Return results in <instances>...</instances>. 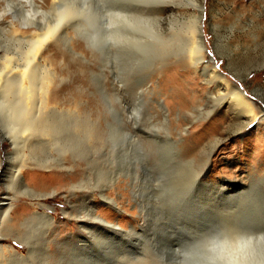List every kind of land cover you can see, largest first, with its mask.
Wrapping results in <instances>:
<instances>
[{"label":"rangeland","instance_id":"obj_1","mask_svg":"<svg viewBox=\"0 0 264 264\" xmlns=\"http://www.w3.org/2000/svg\"><path fill=\"white\" fill-rule=\"evenodd\" d=\"M32 1L40 9L32 13L37 20L20 29L25 43L21 39V43L16 42L20 45L17 47L14 41V48L11 31L3 29L5 20L12 18L24 23L21 17L31 6L27 0H0V12H5L0 17V27L6 33L0 30V72L14 65L15 59L18 60L15 64L22 62L20 57L24 54L20 52H24L35 24L57 21L56 15L65 2L70 7L75 5L76 9L65 5L71 9L73 14L68 15L72 18L69 15L67 20L65 16L59 20L60 24L68 23L63 25L66 28L59 27L64 35L58 30L60 33L57 31L55 38L45 41L50 42L42 45L40 54L46 70L53 76L51 88L58 100L66 102L64 108L71 110L80 103L79 110L89 120H98L102 137L90 143V149L86 147L80 154L82 157L67 152L62 166L57 159L49 160L50 149H35L30 152L33 156L30 159L29 152L24 150L25 168L20 178L31 193H20L18 187L9 190L6 186L8 171L20 159L0 128V170L4 169L0 172V203L11 201L13 212L21 219L41 211L53 216L56 241H64L68 236L90 241L84 247L85 260L80 264H143L144 261L145 264H184L183 259L194 246L203 244L209 236L223 233L226 225L244 223L248 232H264V0H157L161 4L171 2L167 5L172 6L171 11L158 15L160 20L150 19L164 38V48L162 41L159 47L166 52H160L159 47H147L149 52L139 49L132 60V55L113 54V48L110 54L105 53V45L99 40V16L94 12L98 8L96 0H77L80 5L76 0L71 3L59 0L64 2L56 10V6L53 10L50 5L51 0ZM41 12H46L44 17ZM54 13L57 20L52 17ZM192 15L197 16L207 62L244 93L255 120L248 123L247 118L237 117L228 105L217 107L209 103L201 73L191 68L181 52L174 51L184 46L182 24ZM9 50L14 54L5 56L16 58L3 70L2 57ZM40 67L37 66L38 72L42 70ZM135 112L139 115L136 125L127 117ZM108 121L114 127L110 135ZM146 134L152 138L146 139ZM192 146L196 148L191 149ZM51 157L55 158L56 154L52 153ZM204 163L207 165L202 185L196 177ZM77 164L85 167L84 173H79L84 174L83 178L76 177L69 186L58 189ZM112 178H117V182L109 186ZM81 179L82 188L75 189ZM206 183L210 186H205ZM100 194L112 199L117 208L105 203ZM91 206H96V215L104 223L126 231V236L91 240L76 218L77 214L84 221L90 218ZM81 208L83 211H78ZM88 223L95 222L88 220ZM15 224V221L9 223L10 228ZM27 233L28 242L40 243L42 237L37 234L33 239L30 227L21 234L22 241L0 225V247L10 245L17 253L27 256ZM52 248L53 253L57 251L56 247ZM39 252L38 249L34 255L36 260L41 258ZM67 261L79 263L80 259L69 255L60 264Z\"/></svg>","mask_w":264,"mask_h":264},{"label":"bare ground","instance_id":"obj_2","mask_svg":"<svg viewBox=\"0 0 264 264\" xmlns=\"http://www.w3.org/2000/svg\"><path fill=\"white\" fill-rule=\"evenodd\" d=\"M58 1L59 0L50 1V5L53 7V10L55 6H56L55 10L61 8V7L57 8V6H59L58 4L61 3V2L59 3ZM69 1L70 3L71 1L75 2L73 0H67V2ZM27 2L30 4L31 7L29 10L25 11L24 14L25 17L24 16L23 18L21 17L23 21L25 20L24 23L16 22V20L18 19L16 20L13 19L15 20L13 21L12 18H10L5 20L4 24L6 25L5 27H3V29L6 28L5 30L9 29L11 31L10 39L12 40H10V42L13 41V43H11L13 45L15 41L17 47L20 46L17 44L21 43L19 42L21 39H23L24 43H25L24 40L26 39V38L24 39L25 36L24 37L21 36L23 34L20 35V33H23L20 32V29L21 28L24 29L23 27L28 26L32 23L34 24L32 20H35L36 18L33 17L35 15H33L32 13H35L34 11L37 12L39 9V8L37 9L36 7L38 4L36 5L32 0H27ZM86 2H90V1H86ZM96 2L98 8L97 11L95 9L94 12L97 13V15L95 14L97 17L99 16L98 17L99 20L97 18V20L99 21V22L97 21V23L99 24L97 25L99 26L98 28L100 34L99 40L102 43H104L106 48L105 50L106 54H110L113 48V54L115 53L118 54L119 52L121 54L125 53L126 55H124V57L125 56L128 57V55H132L131 59L130 56L129 58H127L132 60L136 56L133 55L136 54V51L139 49L144 48L143 50L144 53L145 50L146 51L148 50L145 49L147 47H156V49L159 47V44L164 38H162L161 32L152 26L153 24L150 23L151 22L150 19L154 17L157 19V21L160 20L159 19L160 17L158 16L160 13L169 10L171 11L172 6L170 7L167 5V3L170 4L171 2L170 3L167 2L164 4H161L163 3L162 1H157V0L155 1L154 0H96ZM8 3L10 5V2ZM76 3L79 4L80 1L78 2L76 0ZM191 4L195 5L193 2H191ZM65 5L64 7H62V9H59L60 11L58 10L60 13L57 11L59 14L56 13L57 14L56 16H59L58 20L56 19L55 13L54 15H52V17L54 16L53 18L57 20V21H53L54 23L52 21L51 23L40 22L41 24H35V27L33 26L34 28L30 30L28 39L26 40L27 44H25L24 52L23 51L20 52V49L22 50L23 47L21 48L19 47L20 48V49L18 48L19 51L17 49H13V50H17V52H20L21 53L20 55L24 54L23 57L22 56L20 57V59L22 58L21 63L19 62V64L18 63L15 64L17 60L15 59L16 56L15 58L5 56L6 54H10L12 52L11 51L12 49L10 47L8 48H10L11 50L5 51L6 53H4V57H2L4 61L2 63L3 70H5L8 66L12 65L11 64L12 60L14 61L15 59V61H14V65L10 66V68H8L7 71L5 70L4 72H0V76L4 75V77L3 76L0 77V128L2 130L3 138H5L6 141L7 139L10 140L9 143H11L14 146L18 159H20L19 164L17 166H14L15 168H12L8 171L6 186L9 190H11L12 188L14 190L15 188L18 187L20 193L22 192L31 193V191L28 188H25L20 178L21 174L24 172L21 170L25 168V164H24L25 154L23 155L24 150H27L29 152L28 158L29 157L32 158L33 156L30 155V152L34 151L35 149L38 148L50 149L49 160L55 161L57 159L56 161H58L59 165L62 166L63 165L62 162L66 154H68L67 152L69 153L76 152V154L80 155L83 153V150L86 147L89 148L90 143H94L95 141H98L97 139L101 140L100 138L102 137L101 136L102 132L99 129L100 125L98 120L97 121L96 120L92 121L91 119L89 120L88 116H86L79 110L78 107L80 103H76L74 109L71 110L68 108L67 109L64 108L65 107L64 104H66V102H63L60 99L58 100L56 93L52 90L53 88H51V83L53 81L51 80V78L53 76L50 72L47 71L48 69L45 68L46 64H43L44 58L41 57L40 54L42 45H44V43L47 45V43L50 42V41L49 42H45V41H47L49 38L56 36V34L59 32L58 30H60L59 27L61 25L62 28L64 27L63 25L68 24L65 23L66 21L64 22L65 24L64 23L60 24L61 22L59 23V20L64 16L66 20L68 19V16L70 15V14L68 15L69 12L73 14L70 11L71 9H69L70 6L66 5L69 7H65ZM74 6L71 5L70 8ZM22 8L23 7H21V10ZM49 11L51 12L52 8ZM84 11L87 10H83V12ZM22 12H24V10ZM76 12L77 13L74 14L77 15L78 10ZM2 13L5 12L4 11L0 12V17L3 16ZM41 13H42V17H44L43 16L44 13L46 14V12L44 13L41 12ZM66 14H67V18H66ZM20 15L19 16L16 15V16L20 17ZM96 16L93 15L94 19ZM69 17L72 18L71 15ZM51 18H49L48 20H50ZM197 22H198L197 16L192 15L186 22L182 24V28H183L182 31H183L185 43L181 49L176 48L177 50L176 51L174 48V51L181 52L182 57L185 58V60L189 61L191 68L194 71H199L201 73V76L204 80V84L208 90L207 101L209 103H214V105H216L217 107L224 104L228 105L229 108L235 112L237 117L247 118L248 123L252 120H255L256 116L251 107V103L244 96V93L238 87L229 84V82L216 70V68L207 62L206 57L204 55L205 52L204 44L200 36L201 29ZM0 28H1L0 30H2V27ZM5 30H2V32L4 31L3 33H5ZM62 34L64 35V31ZM54 41L56 42L57 40ZM157 44L158 46H156ZM161 44H162L161 46L163 47V41ZM161 50L160 52L165 51V49H163L162 51ZM175 52L174 55L176 54ZM13 54L11 53V55ZM137 57L139 58L140 54ZM40 61H42V63L39 65ZM32 63H34L35 66L36 65L38 67L41 66L40 68L43 71L39 70L40 72H38L37 66L35 67L34 65H31ZM3 70L1 69V71ZM127 115H128L127 117L132 118L134 122L136 121V118H138L139 116L137 112H135L134 115L132 113H128ZM121 122L124 123L123 118L121 119ZM134 124L136 125V122ZM106 126L108 128L107 134L110 135L111 132L113 131L112 129L114 128L113 124L108 121L106 123ZM146 137L148 139L152 138L151 135L149 134H146L145 138ZM194 148L196 147L192 146L191 149ZM178 152L180 153V149H178L177 154ZM52 153L56 154L55 158L51 157ZM79 155H77V157ZM206 165L207 163H204L201 173H199V175H197L196 177V181H198V183L200 182L202 185H203L202 180L204 175L203 172L206 168ZM46 166H50V163L47 164ZM1 168L2 167H0V169ZM74 169L75 170L73 171V174L66 176V178H64L63 182L60 184L58 189L69 186V183L72 181V179H75L76 177L83 178L84 174H79V173L81 171L84 173L85 167H80L77 164ZM3 170L4 169L0 170V172H3ZM83 181L84 180L76 184L75 189L82 188ZM115 182H117V178H112L109 181V186H113ZM205 186H210V185L209 183H206ZM101 192L102 191H100V193ZM99 196L108 205H111L114 208L116 207L115 205L116 203H114L112 199H109L107 196H104L103 194H100ZM3 202L0 203V225L5 226L6 231L10 235L17 236L16 238L19 240L21 239L20 236L23 233V231L29 230L30 227L31 231L33 232V239L36 238L35 236H37V234L41 236L42 239L40 243L34 244L32 241L28 242V233L27 235H25V241L28 242L27 256L17 253L16 251H14V248L10 245L5 247L1 246L0 264H60L62 263L63 259H66V256L69 255H71V257H74L76 260L80 259V262L78 263L76 261H67V264H73V263L80 264L85 260L84 259L85 255H83V253H85L84 247L89 245L88 242L90 241L86 239L82 241L81 240L82 237H74V236H70V237L68 236L66 237L67 239L64 241L63 240L56 241L58 235L56 234V226H54L55 221L53 216L44 213V211L43 213H41L42 212L41 211V212H33L29 218L24 217V219H21V217H19L17 213L13 212L11 201L9 202V200H7V202L4 203ZM81 209L82 210L79 209L78 211L80 212L83 211V208ZM89 215L90 218L87 217L86 221H84L83 217H81L78 214L76 218L80 229L88 232V234H90L91 236V240L93 239L94 241H96L97 237L103 238V236L108 237V236H116V235H119L120 238L121 236L126 234V231L118 230L114 225L104 223L96 215V206L94 207L91 206L89 208ZM68 216L71 215L68 214ZM88 220H92L95 223L89 224ZM13 221H15L16 224L10 228L9 223H12ZM247 228L248 225H245L244 223L240 225L236 224L235 226L226 225V229H224L223 233L216 235L214 234V236H209L204 241L203 244H200L197 247L194 246L192 249L190 248L191 252L186 254L187 257L186 259H183V263L184 264H264V232L252 233V232H248ZM215 229L212 230V233L216 232L214 231ZM50 233L52 235L51 238H50ZM46 236L47 238H45ZM75 245H76V249L74 250ZM53 246L56 247L57 249V251L54 252L55 254L53 253V248H52ZM38 249L40 250L38 255L41 258L36 260L34 255L37 254ZM145 263L146 262L144 261L143 264Z\"/></svg>","mask_w":264,"mask_h":264}]
</instances>
